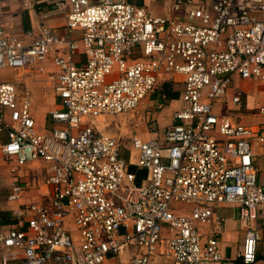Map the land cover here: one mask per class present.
<instances>
[{
  "label": "built area",
  "instance_id": "2783aa9c",
  "mask_svg": "<svg viewBox=\"0 0 264 264\" xmlns=\"http://www.w3.org/2000/svg\"><path fill=\"white\" fill-rule=\"evenodd\" d=\"M54 5L65 10L67 36L44 26L7 33L0 23V69L20 79L54 51L45 75L59 101L52 128L39 131L29 91L0 81V150L12 176L5 203H15H0V264H149L159 250L171 264L217 263L218 240L202 241L197 228L211 221L212 204L237 205L245 223L264 218L251 150L253 139L264 149V121L215 112L229 94L242 105L235 80L264 83V19L256 16L264 0H171L164 16L128 0ZM165 75L182 78L173 122L161 137L133 134L126 161L106 119L154 95L164 101ZM254 108L264 116V104ZM36 160L48 164L47 194L22 201L19 171ZM131 165L144 172L139 183ZM183 204L188 213L177 211ZM260 240L257 228L246 230L243 262L256 261Z\"/></svg>",
  "mask_w": 264,
  "mask_h": 264
},
{
  "label": "crops",
  "instance_id": "0c3cea01",
  "mask_svg": "<svg viewBox=\"0 0 264 264\" xmlns=\"http://www.w3.org/2000/svg\"><path fill=\"white\" fill-rule=\"evenodd\" d=\"M54 1L55 0H0V23L3 25L7 33L22 35L26 31L30 30L37 34L40 27L44 26L61 36H67L65 29V10L57 9L54 5ZM128 1L136 6L144 8L151 16H164L169 14L171 4V0ZM188 1L192 2L194 5H199L201 3H206L208 0ZM256 16L260 19H264V12L256 13ZM80 34L81 30L75 29L72 36L79 37ZM55 54L56 53L52 51L45 61H42L32 67L29 73L22 75L20 79L16 77L17 73L10 68L0 69V81L15 82L16 89L19 93L29 91L31 96L30 112L39 131L44 132L49 131L53 126V122L49 116V111L59 106L58 98L53 93L51 85L46 81L45 75L46 72L55 69L51 61L52 56ZM74 59L76 61L83 62V53H75ZM162 78L160 88L163 84H166V87L169 90L167 95L163 92L166 99L161 101L160 95H154L152 97H157L158 99L160 98V102L157 103V107L160 109L165 106L164 110L156 114H145L148 115L147 118H145V115L140 111V109L148 102V99L152 97L143 99L135 110L137 116H130L127 114L134 120L129 131V136L134 133V131L131 130L136 129L137 132L134 134L142 137L143 139L161 137L163 136L166 128L173 122V111L179 106V94L182 88V78L179 75H165ZM235 85L244 91L242 105L231 103L229 94L228 97L223 99V103H218L215 108V112L220 115H232L235 119L247 124L264 121V116L258 115L254 108L258 105L264 104V83L254 82L251 80H235ZM43 97L46 99L44 102ZM40 98H42V102H36L35 99ZM159 104L160 107L158 106ZM141 122L143 123L141 124ZM137 125H140V127L138 128ZM119 138L121 139L122 137ZM5 140V133L0 132V147ZM129 140V137L127 139L122 138L121 141L119 140V142H121L120 145L124 142V148L129 150ZM251 150L257 180L264 188V149L255 141V139H253L251 141ZM35 162H37V160ZM41 162L43 161L41 160ZM27 167L24 168L25 173H23L24 170L19 171V174L23 176L24 180L26 176H29L26 170ZM9 169L10 166L3 160L0 150V187L2 188L3 186L4 188L5 186V188H8L4 191V193H1L3 194L2 199L0 194V203H3L5 209L15 205V203H5L6 195L10 191V181L12 180ZM40 184L45 188L42 182ZM39 194L40 193H37V191H35L34 188H31V186L27 183L26 190L22 196V201L35 200L36 198L42 196ZM190 208V205L183 204L177 208V211L180 213H188ZM211 210V221L209 223L198 224L197 228L202 236V241H205L210 235H214L218 240L222 258L215 264H248L242 261L240 251L246 230L251 226L257 228L261 236V240L257 243V259L251 264H264V218L262 214L259 212L257 218L251 224L245 223L238 217V207L235 204L214 203L211 205ZM7 211L5 210L4 218L7 216ZM163 231L166 233V229H163ZM159 253L160 250L158 251L157 256L151 259L149 264H171V261L163 258Z\"/></svg>",
  "mask_w": 264,
  "mask_h": 264
},
{
  "label": "rangeland",
  "instance_id": "374dc122",
  "mask_svg": "<svg viewBox=\"0 0 264 264\" xmlns=\"http://www.w3.org/2000/svg\"><path fill=\"white\" fill-rule=\"evenodd\" d=\"M35 100H36V102H39V101L42 102V98L35 99ZM44 100H46V99L43 97V102H44ZM158 102H160V98L158 99L157 97H152V98L148 99V102L145 103L141 107L140 111L144 115L145 114H148V113H154V114L160 113L162 110H164L165 106L163 108H160L159 109L157 107V103ZM135 110L130 111L129 113H125V114H118V115L109 116L108 119L106 120V123H107V125L109 127L108 130L113 131V134L116 137H118V138L119 137L126 138V139L128 137L130 138L135 132H137V130L136 129L135 130L132 129L131 131H134V133H132L129 136V134H130L129 131H130L131 126L133 125V121L134 120L131 119L128 115H130V116H132V115L137 116ZM147 116L148 115H145L144 117L147 118ZM143 122H144V120H143ZM143 122H141V124ZM146 123H147V121H146ZM38 125H40V124H38ZM137 126H138V128L140 127V125H137ZM137 126H135V127H137ZM127 132H128V134H127ZM122 138L121 139L119 138V140L121 141ZM123 143L121 144V148H122V154H121V156L126 161H129V159H132V153L130 155V151L124 148ZM26 167H27L26 170H27V173L29 174V176H26L25 177V180L28 183V185H30L31 188H34V190L37 191V193H40L39 195L46 194V192H47L46 189L40 183L43 181L44 174H45V169L47 167V163L44 162V161L41 162V160H37V162H35V161H33L31 163L28 162L26 164ZM23 170H24L23 173H25V169H23ZM1 179H3V178H1ZM39 180L40 181L42 180V181L40 182ZM3 189H5V190H3ZM7 189L8 188H5V186H4V188H3V186H2V188L0 187V194L1 193H4V191H6ZM42 192H43V194H42ZM2 198H3V194H1V199Z\"/></svg>",
  "mask_w": 264,
  "mask_h": 264
},
{
  "label": "trees",
  "instance_id": "16d2710c",
  "mask_svg": "<svg viewBox=\"0 0 264 264\" xmlns=\"http://www.w3.org/2000/svg\"><path fill=\"white\" fill-rule=\"evenodd\" d=\"M161 91L164 92L166 95L169 93V90L166 87V84H163L161 86ZM130 170L136 173V180L135 181H136V183H139L140 180H141V178L144 175V172L141 171V170H137L136 167L135 166H132V165L130 166Z\"/></svg>",
  "mask_w": 264,
  "mask_h": 264
}]
</instances>
